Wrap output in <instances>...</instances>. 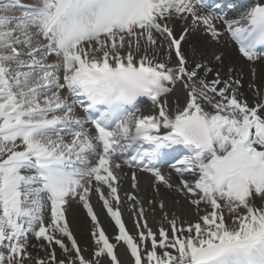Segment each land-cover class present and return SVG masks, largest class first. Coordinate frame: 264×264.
Instances as JSON below:
<instances>
[{
	"label": "snow or ice",
	"instance_id": "obj_1",
	"mask_svg": "<svg viewBox=\"0 0 264 264\" xmlns=\"http://www.w3.org/2000/svg\"><path fill=\"white\" fill-rule=\"evenodd\" d=\"M193 36L202 47L189 55ZM225 43L248 67L251 103ZM257 65L264 0H0V264H126L118 249L127 264H264ZM138 172L157 196L178 192L193 219L152 198L154 229ZM73 202L89 218L86 247L69 226Z\"/></svg>",
	"mask_w": 264,
	"mask_h": 264
},
{
	"label": "bare ground",
	"instance_id": "obj_2",
	"mask_svg": "<svg viewBox=\"0 0 264 264\" xmlns=\"http://www.w3.org/2000/svg\"><path fill=\"white\" fill-rule=\"evenodd\" d=\"M252 2H255V0H250V3H252ZM176 30H177V32H179V30H180L179 22L176 24ZM191 41H193V42L190 45L189 43H191ZM193 47H195L197 49H200L202 47V41L198 36L190 37L188 44L184 45V48L189 55H191ZM220 47L229 56V62H234L235 66L237 68H242V72H243V76H244V84H245V89H244L245 94H246L249 102L251 103L253 101V97H252L251 92L248 90V87H247L248 81H249V75H250L248 67L246 65H242L241 63L235 62L233 60V58L235 56V52H234L233 46L231 44L225 43V44L221 45ZM214 50H215L214 47H208L206 49V54L211 55V53ZM262 77H264V65H257L256 83L258 85L261 83H264V79H262ZM175 96L179 97L181 99V101L183 100V92L179 86H178V89H176ZM131 171H132L131 169H129L125 166L123 168L121 174H120L121 175L120 195H121L122 201H125L122 204V210L125 208L124 204L128 203V202H126L125 193H135L136 192V190L132 189L131 184H130ZM165 171H167V168L165 169ZM137 175H138L139 186H140L139 187L140 192L138 191V195L143 199V201L145 202V198H147V199L148 198L149 199H152V198L158 199L159 195L157 196V194L153 190V184H152V179H151L150 175L145 174V173H140V172H138ZM173 177H174L172 179L173 183H176L177 179H176L175 173H173ZM160 191L162 193L166 194L170 198L177 199L180 204L183 203L184 205L188 206L187 203L184 201L183 197L178 192H176L174 190H168L164 186L160 187ZM92 204H93L94 210L98 213V217H99L103 227L105 228L106 232L111 235L114 232V229L110 223V218L106 217L105 213L103 212L104 210L100 206L101 203L98 202L95 197H93L92 198ZM188 211L191 212L189 206H188ZM66 215H67L68 222L70 223L69 226H70L71 230L73 231L74 235L76 236L78 242L83 246H88L90 244L89 230H90L91 226H90L89 218L86 216V210H84L80 204L73 202L71 204V207L68 208ZM124 220L126 221V225H127L128 229L130 231H133L134 230L133 221L130 219H124ZM118 254H119L120 258L127 259V256L124 254L123 249H118Z\"/></svg>",
	"mask_w": 264,
	"mask_h": 264
},
{
	"label": "rangeland",
	"instance_id": "obj_3",
	"mask_svg": "<svg viewBox=\"0 0 264 264\" xmlns=\"http://www.w3.org/2000/svg\"><path fill=\"white\" fill-rule=\"evenodd\" d=\"M192 42L193 41H191V43H189V44L191 45ZM177 89H178V86H177ZM173 178L174 177L172 176V179ZM130 183H131V181H130ZM159 199H163L164 202H165L166 207L169 210H175L178 214L182 215V217L184 219H186V220L193 219V216L191 215V212L188 211V206L184 205L183 203H181V204L180 203H177L178 202L177 199L170 198L166 194L162 193L161 191H159V198L157 200H159ZM148 200H149V198L148 199L145 198V202H144L145 203V208H146L147 213H148L149 224L155 229V227H158L159 224H160V222H161V214H160V212L158 210L155 213H153L152 210L150 208H148V206H147V201ZM124 206H125V208L122 210L123 218L124 219H130V220L133 221V216H132L131 211L129 210L128 203L127 204H124ZM106 217H108V216L106 215ZM81 247H86V246L81 245ZM57 254L58 255L60 254L59 253V250H58ZM39 255H43V252H39ZM121 259L124 260L126 262V264H127V259H124V258H121Z\"/></svg>",
	"mask_w": 264,
	"mask_h": 264
}]
</instances>
